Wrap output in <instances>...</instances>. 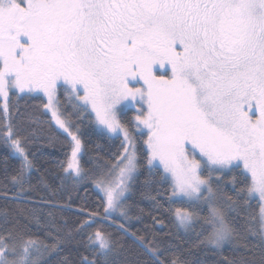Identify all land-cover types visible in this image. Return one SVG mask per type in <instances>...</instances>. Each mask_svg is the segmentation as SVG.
<instances>
[{
	"label": "snow or ice",
	"instance_id": "1",
	"mask_svg": "<svg viewBox=\"0 0 264 264\" xmlns=\"http://www.w3.org/2000/svg\"><path fill=\"white\" fill-rule=\"evenodd\" d=\"M41 93L72 141L62 184L91 179L103 193V214L82 209L86 218L65 233L20 209L27 223L17 219L0 232V264H77L61 255L73 231L82 237L78 264H200L197 250L226 245L233 254L225 264H264V0H0V112L10 118L13 97ZM58 93L71 113L58 110ZM86 113L102 134L123 136V151L98 157L94 169L80 163L82 143L72 131L79 128L71 116ZM21 131L0 123V143L20 160L10 177L16 198L34 188ZM137 133L146 137L140 148ZM142 168V195L172 213L178 232L195 236L171 257L165 253L174 245L157 233H130L140 251L129 260L112 232L89 231L115 225L117 215L131 219L126 201ZM118 230L129 234L123 223Z\"/></svg>",
	"mask_w": 264,
	"mask_h": 264
},
{
	"label": "trees",
	"instance_id": "2",
	"mask_svg": "<svg viewBox=\"0 0 264 264\" xmlns=\"http://www.w3.org/2000/svg\"><path fill=\"white\" fill-rule=\"evenodd\" d=\"M60 105L59 111L67 109L68 113L72 112L70 106L67 105L65 96L58 93ZM4 104L0 97V109ZM47 104L43 96H31L17 99L13 97L9 101L10 118L0 112V123L13 122L22 131L23 136L28 139L25 143L26 151L35 165V168L30 173V184L34 186L32 190L26 193L24 198H16L14 193L16 188L11 182V175L14 174V169L19 167V157L11 155V150L3 143H0V232L5 227H11L15 220L23 218L19 215L20 209H34L43 217V221L54 223L67 233L73 230L76 225L82 222L86 216L81 213V210L88 212H99L103 214V193L93 184L91 179H85L79 183H74L72 179L62 178L67 174L62 171L61 162H65L70 158L72 141L71 137L60 129L53 121L52 116L47 113L44 107ZM18 109V111H17ZM133 110H129L128 115L133 114ZM75 125L79 128L76 132L75 128L72 131L79 136L82 143V156L79 160L85 169H94L95 161L98 157L103 160L113 159V154H119L123 151L121 148V140L115 139L107 134H102L92 121L93 116L84 114L83 118L71 116ZM137 147H143V139L137 133ZM5 157H7V173L5 172ZM100 161L101 163L103 162ZM147 173L145 169H141L136 183L133 185V193L129 195L126 201L127 211L130 220L115 217L116 224L111 225V221L103 224H97L89 229L90 232L97 228H103L106 231L112 232L115 237L130 249L129 260L136 259L140 249L138 244L133 243V237L130 233H136L137 236H146L152 238V233H157L158 237L171 241L174 245L166 253V257H171L177 254L176 245L180 246L179 250L186 249L191 246V242L195 240L194 235H186L183 231H177L174 226V217L171 212H166L163 209L154 206V202L145 198L142 192L145 191L143 181ZM231 173L225 174V180L231 178ZM225 190L229 194L231 192V184L224 185ZM6 193V195H5ZM155 195V192H152ZM162 203L166 201V197H158ZM47 202V203H46ZM168 205L165 203V208ZM173 208L182 207L179 203L172 205ZM141 209L143 211L141 212ZM252 211L256 210V204L253 202ZM5 213L9 223L5 225ZM49 213L51 215L49 216ZM163 220L164 226L156 223V220ZM125 224L129 234H125L118 230L119 224ZM111 225V226H110ZM32 232L44 239L46 232L40 229L35 223L29 225ZM172 233L171 236L166 235ZM73 241L69 244L61 254L69 255L77 264L79 261V253L83 252L79 248L76 241L82 237L73 231ZM231 246L226 245L221 251H217L211 247L201 248L196 252V258L200 264H225V257L232 255ZM56 258H53L55 260Z\"/></svg>",
	"mask_w": 264,
	"mask_h": 264
},
{
	"label": "rangeland",
	"instance_id": "3",
	"mask_svg": "<svg viewBox=\"0 0 264 264\" xmlns=\"http://www.w3.org/2000/svg\"><path fill=\"white\" fill-rule=\"evenodd\" d=\"M177 51H182V48L179 46V45H177ZM157 68L159 69V66H157ZM160 71H163V69H159ZM169 74H170V66H169ZM142 83V82H141ZM21 96H23V94H20ZM33 96H37V95H35V94H33ZM38 96H43L45 99H46V101H47V97L46 96H44L43 95V93H41V94H39ZM57 96H58V94H57ZM2 98V97H1ZM3 99V98H2ZM4 101V100H3ZM48 102V101H47ZM130 110H133V111H135L134 109H130ZM46 111H47V113L48 114H50L51 115V111L50 110H48V109H46ZM251 114V113H250ZM258 114V113H257ZM90 115H92L93 116V118H94V113H92V114H90ZM52 116V115H51ZM53 119V118H52ZM53 121L55 122V120L53 119ZM58 126V125H57ZM108 135V134H107ZM109 136V135H108ZM112 138H114V137H112ZM121 138L123 139V136H121ZM79 157H80V155L78 154V159H79ZM181 231H183V230H181Z\"/></svg>",
	"mask_w": 264,
	"mask_h": 264
}]
</instances>
